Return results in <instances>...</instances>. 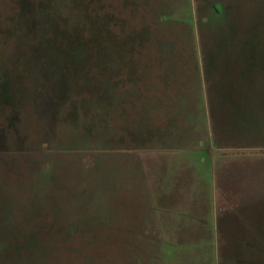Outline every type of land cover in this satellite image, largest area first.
Instances as JSON below:
<instances>
[{"label": "rangeland", "instance_id": "obj_1", "mask_svg": "<svg viewBox=\"0 0 264 264\" xmlns=\"http://www.w3.org/2000/svg\"><path fill=\"white\" fill-rule=\"evenodd\" d=\"M235 1L0 0V264H264L246 210L217 234L206 153L161 154L204 145V54L224 103L264 92L225 79L264 60V0Z\"/></svg>", "mask_w": 264, "mask_h": 264}, {"label": "crops", "instance_id": "obj_2", "mask_svg": "<svg viewBox=\"0 0 264 264\" xmlns=\"http://www.w3.org/2000/svg\"><path fill=\"white\" fill-rule=\"evenodd\" d=\"M220 4L218 6V13H229L236 5L235 0H217ZM238 4V3H237ZM217 13V14H218ZM236 32V31H235ZM212 55L208 51L206 56L209 59ZM225 55V53H223ZM215 56V55H214ZM232 57V54L224 56L225 59ZM257 57L264 59V56ZM255 56H244L242 60L236 64L230 65L227 70L225 79L232 81L237 74L239 78L237 81L245 83L241 78L250 75L251 67L255 66V80L258 77L264 79V60L259 63L254 62ZM210 62L205 60L202 63L203 85L205 84L204 103L206 111L204 132L196 134L195 138L203 142V147L187 148L181 146L176 149L168 150V152H161L162 157L170 158L180 154L189 153L188 151L204 152L208 156V165L205 166L212 171L210 178L214 186L213 196L215 206V217L217 220L218 235L222 233L221 226L228 224L230 220L222 218V212L225 214L229 208L233 207L236 213L241 210H246L248 215L245 221L250 231L257 227V221H260L264 226V207L258 210V205H264V92H258L251 99L244 101L236 97L235 101H228L224 98L225 103L220 97L216 84H213L215 77H211ZM238 64L240 65L238 67ZM233 71V75L232 72ZM236 73V74H235ZM247 75V76H246ZM212 83V84H210ZM264 84V83H263ZM256 85L257 89L262 86ZM208 86V87H207ZM211 86V87H210ZM215 88V93L212 89ZM218 92V93H217ZM243 94V92H241ZM213 94V96H212ZM214 97V100L212 99ZM217 99V100H216ZM213 102V106H212ZM179 153V154H178ZM194 162V160H193ZM206 162V161H204ZM187 166H180L191 170L197 176L200 173L197 168H194L192 158L186 160ZM162 168L164 166H161ZM176 166H168V168L175 169ZM170 173H171V169ZM210 181V179H209ZM258 207V208H257ZM257 209V210H256ZM222 211V212H221ZM198 216V215H196ZM224 221V222H223ZM255 222V225L253 224ZM254 227V228H253ZM264 229V228H263ZM228 230V229H227ZM236 233L234 228H229L228 234ZM248 232H241L245 234ZM246 248H253L251 244L246 243ZM264 250V244L260 248ZM258 250V251H261Z\"/></svg>", "mask_w": 264, "mask_h": 264}]
</instances>
